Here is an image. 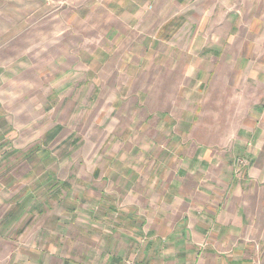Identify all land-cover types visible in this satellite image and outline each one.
<instances>
[{
    "label": "rangeland",
    "instance_id": "1",
    "mask_svg": "<svg viewBox=\"0 0 264 264\" xmlns=\"http://www.w3.org/2000/svg\"><path fill=\"white\" fill-rule=\"evenodd\" d=\"M0 70V202L76 249L177 180L264 203V0H0Z\"/></svg>",
    "mask_w": 264,
    "mask_h": 264
},
{
    "label": "crops",
    "instance_id": "2",
    "mask_svg": "<svg viewBox=\"0 0 264 264\" xmlns=\"http://www.w3.org/2000/svg\"><path fill=\"white\" fill-rule=\"evenodd\" d=\"M177 184L170 192L155 186L157 200L128 201L138 209L131 216L79 223L77 249L66 239L70 218L51 229L25 216L26 202H0V264H264V232L257 226L264 203L252 204L249 192L230 199L232 185L227 200L196 201ZM39 233L47 238L40 241Z\"/></svg>",
    "mask_w": 264,
    "mask_h": 264
}]
</instances>
